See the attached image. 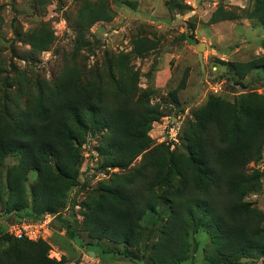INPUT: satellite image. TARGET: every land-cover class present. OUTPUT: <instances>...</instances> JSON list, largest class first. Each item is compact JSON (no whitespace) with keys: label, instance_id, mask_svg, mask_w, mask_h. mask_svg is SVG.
Masks as SVG:
<instances>
[{"label":"trees","instance_id":"1","mask_svg":"<svg viewBox=\"0 0 264 264\" xmlns=\"http://www.w3.org/2000/svg\"><path fill=\"white\" fill-rule=\"evenodd\" d=\"M253 1L250 12L240 9L235 14L220 7L208 23L242 17L264 23V0ZM181 9L190 10L186 5ZM72 15L68 20L78 43H87L84 34L97 22L111 21L115 13L108 0H78ZM3 22L0 16V30ZM15 34L30 47L24 60L35 61L55 42L52 27L45 24L27 32L15 29ZM131 43L129 53L109 60L110 83L102 77L82 81L74 64L52 82L39 83L37 91H26L24 80L14 79L13 97L0 102V203L7 220L55 215L69 238H77L80 231L87 234V246L96 257V248L109 241L125 248L111 249L109 254L131 260L129 249H142L145 218L163 201L170 213L150 264L188 261L200 250L197 234H206L207 264H243L260 258L264 264V212L246 201L264 176L248 170L263 157L264 94L252 89L231 102L212 96L184 124L179 148L171 151L168 145H154L149 132L166 113L151 103L154 91L140 87V71L131 61L156 50L158 43L145 36ZM227 65L241 82L253 72L264 73V55ZM3 72L0 63V76ZM5 76L4 86L9 87ZM178 90L171 93L177 106ZM90 135L99 136L97 169L117 168L122 173L99 183L88 197L79 230V214L72 211L66 216L62 211L69 208L70 192L83 185L82 147ZM139 156L141 163L132 168ZM11 158L16 163L7 166ZM149 222L157 225L156 216ZM50 250L44 240L16 239L5 233L0 237V264H67L66 256L50 258Z\"/></svg>","mask_w":264,"mask_h":264},{"label":"rangeland","instance_id":"2","mask_svg":"<svg viewBox=\"0 0 264 264\" xmlns=\"http://www.w3.org/2000/svg\"><path fill=\"white\" fill-rule=\"evenodd\" d=\"M108 1L114 10V18L109 22L94 24L84 34L87 43H78L77 33L68 20L72 13L74 15L78 0H47L44 3H40L41 0H0V16L4 20L0 30V63L4 68L3 76H0V102L7 100L5 96L13 97L17 89L15 78L24 80L26 91H37L39 83L52 82L66 66L73 64L80 70L82 81L102 77L106 83H110L109 60L121 53H129L132 50L131 41L138 36L148 37L158 43L156 50L131 61L135 70L140 71V87L153 90L151 103L161 105L166 113L153 123L149 132L154 145H168L171 151L179 148V132L184 124L193 120L194 112L204 107L212 96L231 102L252 89L264 94V73L253 72L240 82L232 76L227 65L230 62H248L256 56L264 55V23L244 17L216 24L208 23L211 14L220 7L235 14H239L240 9L252 11L253 0ZM123 1L134 5L128 6L121 3ZM175 3L179 5L171 10L169 6ZM181 5H186L190 10L181 9ZM41 24L52 27L54 44L35 61L21 59L28 54L30 47L17 40L15 29L27 32L31 27ZM201 43L205 44L203 68L196 50ZM79 45L81 48L78 50ZM4 75L9 78V87L4 86ZM247 86L249 88L245 89ZM177 90L179 106L171 99V93ZM98 145L99 136L90 135L82 147L80 179L83 185L70 192L69 208L62 211L66 216L72 215V211L79 214V225L76 226L79 230L82 229V214L86 210L88 197L97 190L99 183L108 181L115 173H122L117 168L104 171L97 169L99 157L95 154ZM262 156L259 163L248 166L249 172H264V152ZM141 161L142 156H139L131 167ZM14 163V158L7 160V166ZM246 201L264 212V176L258 182L255 192L246 197ZM74 202L77 205L73 210ZM1 208L0 203V237L6 233L10 224ZM169 213V204L161 201L156 213L147 215L143 222L145 229L142 249L138 251L130 248L131 260L109 254L111 249L125 250L124 245L109 241H103L100 248H96L98 257L90 256L87 234L80 231L78 239H71L59 221L52 223L53 228L44 241L51 246L49 256L56 260L66 256L67 264H150L154 246ZM152 216H156L155 226L149 222ZM201 235L195 236L196 241L202 240L199 252L182 264H207L203 253L207 237L206 234ZM242 263L262 264L263 260L246 259Z\"/></svg>","mask_w":264,"mask_h":264},{"label":"built area","instance_id":"3","mask_svg":"<svg viewBox=\"0 0 264 264\" xmlns=\"http://www.w3.org/2000/svg\"><path fill=\"white\" fill-rule=\"evenodd\" d=\"M174 140L178 143L176 138ZM55 219V215L45 214L39 219H23L21 221L10 222L6 233L16 239H28L31 241L46 240L47 235L49 237V232Z\"/></svg>","mask_w":264,"mask_h":264},{"label":"water","instance_id":"4","mask_svg":"<svg viewBox=\"0 0 264 264\" xmlns=\"http://www.w3.org/2000/svg\"><path fill=\"white\" fill-rule=\"evenodd\" d=\"M196 50H197L198 60L201 63V66L203 68V66H204L203 65V52L205 50V44H203V43L199 44L197 46ZM90 256L95 257V253L94 252H91L90 253Z\"/></svg>","mask_w":264,"mask_h":264},{"label":"crops","instance_id":"5","mask_svg":"<svg viewBox=\"0 0 264 264\" xmlns=\"http://www.w3.org/2000/svg\"><path fill=\"white\" fill-rule=\"evenodd\" d=\"M89 252L91 253V251H89ZM90 253H89V254H90ZM96 255H97V253H95V257H96Z\"/></svg>","mask_w":264,"mask_h":264}]
</instances>
